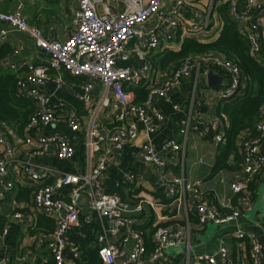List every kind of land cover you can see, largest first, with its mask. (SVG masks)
<instances>
[{"label":"built area","instance_id":"built-area-1","mask_svg":"<svg viewBox=\"0 0 264 264\" xmlns=\"http://www.w3.org/2000/svg\"><path fill=\"white\" fill-rule=\"evenodd\" d=\"M4 1L0 0V4ZM128 1V11L120 13L109 6V0H77L75 28L65 41L49 38L40 29L32 27L23 14L22 4L12 13H4L0 8V23L5 25V29L0 31V48L9 32L28 33L46 56L42 64L26 66V74L17 81L19 94L35 104L24 135L15 138L17 144L34 147V155L37 157L44 156L51 147L56 148V157L60 161L70 162L76 156V149L67 136L39 135L54 123H63L72 132L79 131V116L74 110H69L67 117L61 119L52 108L51 97L45 93L46 84L51 80L50 72L54 73V82L58 88L65 84L63 73L72 79L82 80L78 98L86 106L92 101L96 82L106 91H111L115 120L123 125L110 133L101 134V126L97 122L91 123L84 147L89 156L96 158L89 159L86 172L76 174L60 172L19 157L16 144L0 133V241L9 234L8 228L1 224V212L3 202L15 188V183L9 179L10 167L14 164L17 167L16 174L33 185L35 212L55 219L56 230L52 239L46 242L37 235L38 244H47L52 254V264H67L68 258L76 261L81 257L80 246L72 236V227L74 223L80 222V200L83 195L88 199L91 211V215L83 220V225L96 227L98 231L93 245L98 264H171L174 259L168 250L182 247L187 251L185 264H190L191 233H198L209 223L227 225L240 220L243 216L242 209L251 203L252 184L264 171L262 111L261 120L242 141V174L230 183V196L222 200L220 206H216L212 200L198 197L201 181L188 182L183 175L173 177L168 173V167L178 166V161L177 158L172 161L165 159L152 144L151 137L164 121V116L154 109V101L159 99L170 103L171 94L180 90L185 80L201 71L207 76L210 70H215L224 77V85L219 93V99L224 103L243 94L246 80L242 69L234 61L209 52L181 60L174 65L163 83L148 89L142 104L134 103L133 92L128 88L139 84L149 68L129 66L131 57L144 62L149 53L174 41L181 24L174 13L163 11L164 0H148L146 6L135 9L131 6L137 2ZM211 1L225 2L228 5L231 19L237 24L239 31L245 34L252 55L257 57L264 46L261 24L264 7L260 0ZM183 4V0L177 1L178 7ZM100 6L103 7L101 11ZM154 17L163 19L166 26L144 31L142 27ZM193 29L197 30L196 27ZM4 66L15 71L18 65L13 61H6ZM149 112H153V115ZM130 117H134L136 121L130 123ZM140 125L146 131L140 145L141 159L151 166L157 183L164 189V196L162 199L141 197L135 202H127L117 193L108 192L103 179L117 155L140 140ZM190 127L188 125L187 130ZM221 127V121L211 120L202 134L213 135L215 141L220 143L223 141ZM165 149L178 154L182 145L170 139L165 144ZM53 177L54 182L49 183V178ZM124 179L126 183L133 184L136 176L127 174ZM188 207L194 210L196 227H192L188 221ZM182 211L186 212L185 230L161 226V223L178 220ZM146 213L154 218L149 241L138 225L139 218ZM15 218L19 219L20 215H15ZM234 237L250 241L249 264H263V246L256 235L237 230ZM11 260L10 257L0 256V264H11ZM21 261L27 263V256H23ZM196 261L236 264L224 246L213 254L197 255Z\"/></svg>","mask_w":264,"mask_h":264},{"label":"crops","instance_id":"crops-1","mask_svg":"<svg viewBox=\"0 0 264 264\" xmlns=\"http://www.w3.org/2000/svg\"><path fill=\"white\" fill-rule=\"evenodd\" d=\"M137 4L131 6L135 9L148 4V0H134ZM178 0H164L163 11L174 13L181 24L178 33L173 42L167 43L157 51L149 53L144 62L138 61L134 56L129 61V66L149 68L146 76L135 86L128 88L133 92V102L137 101V90H145L151 86L163 83L171 69L178 61L172 60V55L181 51L185 41L189 39L206 43L218 39L225 25L230 22L231 16L225 2H212L211 0H183L184 4L177 6ZM264 7V0H260ZM23 5V14L32 27L40 29L45 36L59 41H65L75 28V11L77 9V0H5L0 4L4 13L15 12L18 6ZM109 6L116 12H126L129 9L128 0H109ZM226 7V8H225ZM102 6L99 10H102ZM264 35V18L261 22ZM165 27L166 22L159 17H154L147 25L143 26L144 31L152 30L155 27ZM197 28L194 30L193 28ZM238 27V26H237ZM5 29V25L0 23V31ZM52 29V31H51ZM239 30V28H238ZM50 32V34H49ZM11 48V55L5 59L1 68L10 71L17 76V80L26 74V66L40 65L43 63L45 54L36 46L34 38L28 33L9 32L3 45ZM1 46V48H2ZM0 48V50H1ZM16 53V54H15ZM13 61L18 65L15 71L4 66V62ZM21 65V67H20ZM223 77L221 74L217 73ZM51 80L45 87V93L51 97L52 108L61 119L66 118L69 110H74L79 116V131H70L63 123H54L44 129L39 135H64L67 136L76 149V156L70 162L60 161L56 157V148L50 150L41 157L34 155V147L17 144V136L13 130L9 131V139L16 144L17 155L29 160L37 165L56 169L64 173L86 172L90 158L84 147L87 140V134L92 122H97L100 126V133H110L123 126L115 120L114 112L111 106L113 94L106 91L99 83L94 84L92 91V101L90 105H84L78 98L81 92L82 80L72 79L66 73H63L65 84L58 88L54 82V73L50 72ZM222 86L214 88L209 86L207 76L204 72L195 73L194 76L185 80L180 90L171 94V102L164 100H155L153 107L156 112L164 116L159 130L151 137L155 149L167 160L177 158L178 166H169L168 173L173 177L183 175L188 182L201 181L202 186L199 189V198L212 200L216 206L230 196V183L235 181L243 171V161L235 160V152L230 155L228 164L232 167L214 174V168L217 158L225 149L224 131L227 128V120L223 114H219L220 106L224 105L219 99V93ZM108 105H103V103ZM174 107H177L175 109ZM153 115V112H149ZM218 119L222 127L220 133L223 141L217 143L213 135H203L202 131L209 121ZM136 119L129 118L133 123ZM191 126L187 130V126ZM141 138L138 142L126 147L124 151L117 155L116 161L108 168L103 183L105 189L111 193H117L127 202H135L141 197H153L162 199L164 189L160 186L153 174L151 166L145 164L141 159L140 145L146 134L145 127L140 125ZM174 139L182 145L180 153H171L165 149V144ZM191 143V144H190ZM184 148V149H183ZM241 158H242V152ZM264 154V144L262 145ZM2 151L0 149V158ZM243 159V158H242ZM16 165L12 164L9 172V179L15 183V188L2 205L1 221L2 226L7 227L9 234L0 241V256L10 257L11 264H52V254L47 247L38 244V236L43 237L46 242L52 239L56 230L55 219L52 216L41 212H35L33 206V185L31 182L22 179L16 174ZM127 174H134L136 181L133 184L126 183L124 180ZM55 177L49 178V183L54 182ZM264 187V171L256 177L252 184V200L249 206L244 207L243 216L235 223L227 225H216L209 223L197 232L191 233V257L190 264H207L196 261L197 255L213 254L220 247H226L231 258L236 264H249V252L251 243L248 239H239L234 237L237 230H243L245 233L256 235L263 246V264H264V220L254 221L248 216L260 199V192ZM120 190V193H119ZM26 191H30L28 196ZM184 212V214H183ZM188 221L192 227L197 226V219L192 207L187 208ZM19 214L20 218H15ZM149 213L139 218L138 225H144ZM91 215V211L86 196L80 200V222L74 223L72 227V236L81 249L79 260L73 261L67 259V264H98L94 242L96 240V227H85L83 220ZM186 212L182 211L179 219L174 222L161 223V226H174V228L186 229L187 222L184 219ZM153 218V217H152ZM154 219V218H153ZM154 223V221H153ZM52 225V228L49 226ZM216 226L211 235L208 234V228ZM152 228L147 229L144 235L147 241L152 236ZM143 230V229H142ZM151 233V235H150ZM147 234V235H146ZM150 235V237H149ZM200 237L207 238L205 242L194 246ZM186 249L183 248L178 254H170L174 259L171 264H185ZM194 255L192 257V253ZM27 256L28 262L23 263L21 258ZM88 258V259H87ZM87 259V260H86ZM86 260V261H84Z\"/></svg>","mask_w":264,"mask_h":264},{"label":"trees","instance_id":"trees-1","mask_svg":"<svg viewBox=\"0 0 264 264\" xmlns=\"http://www.w3.org/2000/svg\"><path fill=\"white\" fill-rule=\"evenodd\" d=\"M209 52L218 53L234 61L242 69L246 80L243 94L233 101L224 103L218 110V113L226 118L228 124L224 131L225 149L217 158L213 171L215 174L232 168L228 161L233 152H235V160L238 163L243 161L240 153L242 141L246 135L251 134L255 125L261 120L262 111H264V46L257 57L253 56L245 34L241 33L237 24L231 20L225 25L218 39L206 43L189 39L184 42L180 52L172 55V60L178 61L176 63L178 64L185 58L201 56ZM11 53L12 50L8 45L2 46L0 50V133L9 137V131L15 130L14 132L22 137L34 113L35 104L31 99L19 94L17 76L1 68L2 62ZM135 92L138 102L146 99L145 90L136 88ZM26 192L25 195L28 196L30 191ZM153 221L152 216L149 217L147 222L139 227L140 230L143 229L142 231L146 233L147 229L152 228ZM49 226L52 228V225L49 224Z\"/></svg>","mask_w":264,"mask_h":264},{"label":"rangeland","instance_id":"rangeland-1","mask_svg":"<svg viewBox=\"0 0 264 264\" xmlns=\"http://www.w3.org/2000/svg\"><path fill=\"white\" fill-rule=\"evenodd\" d=\"M248 216L251 217V219H253L254 221L264 220V187L262 188V191L260 192V199L257 200L255 207L251 211H248ZM214 229H216V226H210L208 228V234L211 235ZM206 239L207 238L205 237H200L199 240L196 243H194V246L198 245L199 243L205 242ZM182 249L183 247L179 249H169L168 253L178 254L182 251ZM193 255H194V252L192 253V257Z\"/></svg>","mask_w":264,"mask_h":264},{"label":"water","instance_id":"water-1","mask_svg":"<svg viewBox=\"0 0 264 264\" xmlns=\"http://www.w3.org/2000/svg\"><path fill=\"white\" fill-rule=\"evenodd\" d=\"M207 80L209 86L219 88L224 82V77L219 76L215 70H210L207 75Z\"/></svg>","mask_w":264,"mask_h":264}]
</instances>
